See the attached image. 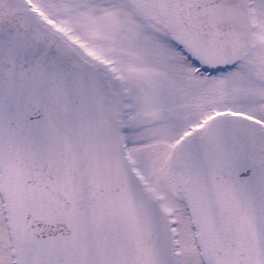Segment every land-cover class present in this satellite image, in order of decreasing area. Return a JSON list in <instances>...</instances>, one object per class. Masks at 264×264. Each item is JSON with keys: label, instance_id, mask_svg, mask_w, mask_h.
<instances>
[{"label": "snow or ice", "instance_id": "obj_1", "mask_svg": "<svg viewBox=\"0 0 264 264\" xmlns=\"http://www.w3.org/2000/svg\"><path fill=\"white\" fill-rule=\"evenodd\" d=\"M0 264H264V0H0Z\"/></svg>", "mask_w": 264, "mask_h": 264}]
</instances>
